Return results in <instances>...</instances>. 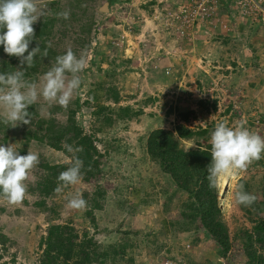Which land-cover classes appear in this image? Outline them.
Listing matches in <instances>:
<instances>
[{
  "label": "rangeland",
  "instance_id": "1",
  "mask_svg": "<svg viewBox=\"0 0 264 264\" xmlns=\"http://www.w3.org/2000/svg\"><path fill=\"white\" fill-rule=\"evenodd\" d=\"M50 1L42 0L40 5L46 8L45 15L49 12L47 3ZM114 7L116 11L101 16V21H95L93 26L87 24L91 42L87 52H84L86 67H89L88 61L95 59L100 63V70L92 64L89 71L81 74L83 84L73 97L78 100V107L75 109L71 102L67 109L58 105L49 109L42 99L38 100L30 106L31 123L11 127L5 146L13 144L19 150L21 141L25 139L22 132L42 134L43 121L50 120L55 127L65 122L68 111L75 110L74 119L83 132H93L100 139V142L94 143L102 154L99 162L101 178L98 181L106 188V198L101 209L93 210V222L78 223L73 216L81 210L67 206L68 198L76 191L68 190V195H64L67 194L64 190L55 198V201H62L59 219L51 217L50 224L69 226L79 238L86 231V235L100 243H122L121 250L110 249L106 264H139L141 260L148 262L142 244L144 242H141L143 233L152 234V230L159 229V218H163L168 221V234L162 236L167 244L176 243L180 247L179 251H186L190 257L196 253L213 264L225 256L208 248V243L202 240L205 234L200 229L177 231L169 223L182 218L179 214L180 205L186 199V194L176 190L156 163L148 158L144 152V140L153 128L173 129L180 121L176 117L175 108L193 111L187 121L183 122L189 129H205L200 136L180 139L185 149L191 148L194 142V147H204L210 143L211 132L222 121L229 126L245 122L250 130L264 136V41H259L260 37L264 38V28L257 22L245 23L240 32L232 27L225 30L218 25L212 26L208 20H204L197 23L191 35L185 34L177 39L161 29L158 14L162 13L164 6L150 9L149 17L142 21L135 18V14H127L130 12L129 6ZM227 7L226 4L220 6V13H227ZM79 15L76 12L74 18L68 19L69 24L63 36H49L48 40L56 42L55 49L65 52L68 48L79 47L77 37L83 36L80 26L86 23L85 17ZM129 16H134V19L129 20ZM117 22L122 23V29L113 26ZM226 33L228 39L221 40L226 37ZM162 42L166 49L161 48ZM167 49L169 53L165 51ZM105 54L118 57V63L114 64L115 70H111L113 64L101 62L100 57ZM165 54L170 56V62L165 60ZM127 55H133L132 62L130 57L128 63L121 59ZM48 62H52L51 58ZM46 71L36 74L31 80L39 82ZM89 89L93 97L88 94ZM113 92H116L117 99H113ZM198 100L206 103L200 105ZM125 106H129L131 111H137V114L122 115L118 107ZM169 107L171 111L167 112ZM104 116L110 118L108 124L102 123ZM97 125L102 126L103 131H95ZM29 141L24 154L18 151L20 155L35 151L39 153V158L44 156L49 162L68 160L65 154L49 148L43 141L38 142L33 137ZM261 161L264 162V158ZM37 169L30 174L27 184L34 178L36 171L40 172ZM263 175L264 170L258 162L239 174L222 176L223 180L219 178L217 201L229 236L237 235L242 228L250 230L248 216L257 217L244 213L236 204V180L250 178L259 181ZM133 181L143 186L148 195H143L141 191L137 200L132 199L131 202L126 199L128 192H123L122 187L128 190ZM141 198L147 202H141ZM32 199L28 193L22 204L13 205L0 198V231L15 242L8 243L5 252L1 251L0 263L30 264L39 255L48 219L43 218L32 206ZM130 210L132 213L128 212ZM124 230H135L137 233L135 236L124 234ZM175 232L176 236L172 237ZM161 234L155 232V239L160 238ZM193 237H201V241L193 245L189 242ZM130 240H133L132 247L128 245ZM163 249L159 246L155 258L150 260L151 264H169L168 259L164 258ZM177 253L171 254L176 256ZM130 255L133 256L132 260H128ZM194 258L197 259V256ZM199 262L195 264H203ZM240 262L243 264V261Z\"/></svg>",
  "mask_w": 264,
  "mask_h": 264
},
{
  "label": "trees",
  "instance_id": "2",
  "mask_svg": "<svg viewBox=\"0 0 264 264\" xmlns=\"http://www.w3.org/2000/svg\"><path fill=\"white\" fill-rule=\"evenodd\" d=\"M47 6V12L49 11L47 15H44L41 20L33 25L35 39L30 44L29 50L38 43L41 51L47 48L48 56L46 58L37 56L34 67L25 69L26 78L28 79H33L36 74L48 70L55 63V57L65 53L55 49V41L48 40L49 36L54 34L63 36L69 24L68 19L59 18L55 15L56 13L70 9L71 18H74L76 12L85 17V25L82 24L80 26L83 36L77 37L76 40L79 47L72 48L78 56L81 54L85 55L84 52H87V48L90 46V30H88L87 24L93 26L95 21H101L103 18L101 16L104 15L102 11L98 10L97 0H51L47 3ZM235 15L236 11L234 10L233 12H228V17L231 19ZM259 22L257 23L259 24ZM231 27L236 30L240 29V27L235 26L234 22L231 23ZM226 34V37L221 40L228 39V34ZM50 58L52 62H48ZM117 58L114 55L105 54L104 56L101 55L100 60L101 62L106 61L113 64L111 70H115L114 64L118 63ZM121 59L128 63L130 58L123 57ZM88 62L89 67H86L84 71H89L92 64L97 70H100L98 69L100 63L98 64L95 59H91ZM18 66V58L8 56L4 53L3 46L0 45V72L14 71ZM88 94H92L91 89H89ZM91 96L93 97V95ZM113 99H117L116 92H113ZM77 101L76 98L72 101L75 109L78 107ZM197 103L204 105L206 102L198 100ZM212 106L214 107V104ZM118 108L123 113L122 115L125 116L137 114V111H131L129 106ZM28 110L31 111L30 107ZM74 111L73 109L68 111L65 122L55 127L50 120L43 121L44 130L42 134H31L28 131L22 132L25 139L21 141V148L18 151L24 154L30 142L29 139L32 137L38 142L43 141L44 144L53 150L61 151L67 158H70L71 154L66 151L65 144L73 147H82L83 151L77 153V155L84 162L82 169L84 172L83 180L64 189L67 191V194L65 193L64 195H68V190L70 192L72 190L83 193L84 198L88 201V206L85 210H81L74 215L73 218H76L78 223H90L94 220L93 210L101 209L106 198V188L98 181L101 178L99 162L102 154L99 153L94 143L95 141L100 142V139L94 136L93 132L91 134L83 132L82 127L74 119ZM170 111L171 107L168 108L167 112ZM175 112L176 117L180 121L173 126V129L153 128L148 131L144 140V152L148 158L156 163L160 172L166 176L167 181L176 190L186 194V199L180 205L179 214L182 218L176 221H169V223L175 226L177 231H196L200 229L205 234L201 237L203 238L202 240L208 243V248L210 250L213 249L217 254H224L223 256H225H221V259L215 260L213 264H240V261H243V264H264V175L259 181H253L250 178H238L236 180V185L242 183L245 191L256 196V201L251 207L238 205L239 208L244 213L254 214L257 217L250 218L248 216V220L251 223L250 230L242 228L237 235L229 236L227 225L221 216V208L217 201V186L215 188L209 187L207 168L211 162L210 143L204 147L196 146L187 149L182 147L180 143V139H189L193 135L200 136L205 129L199 128L193 131L183 124L193 114L192 110L175 108ZM101 120L104 124L110 122V118H106V116L102 117ZM0 128L2 130L0 131V144L5 145L11 127L0 123ZM102 128V126L97 125L94 130L103 131ZM39 160L40 163L37 167L40 172L35 170L34 178L28 182V193L33 198L30 201L32 206L43 215V218L48 219V224L42 241L43 247L39 255L30 264H106V257L110 249L121 250L122 243H117V241L111 244L100 243L92 236L86 235V231H83L82 237L79 238L69 226L61 225L60 223L50 224L49 220L51 217L59 219V211H61L62 207V201H55V198L64 192L57 193L54 191L60 183L58 176L69 165L67 161L49 162L44 156H41ZM258 162L264 170V162L261 160L253 164ZM142 187L136 181H133L128 190L126 187L122 188L123 192H128L126 199L132 202V199L137 200L141 191H143V195H148V192ZM143 198H141V202H147ZM128 212L132 213V210ZM159 221L161 227L157 230H152V234L142 232L143 238L141 242H144L142 244L145 247V255L148 262L141 260L139 264H151L150 260L155 258L159 246L164 247L163 255L164 258L168 259L169 264H195L198 261L203 264L210 263L207 258L198 256L196 253L190 257L186 251H179L180 247L176 243L167 244L162 236L168 234V221L163 218H159ZM155 232L162 233L159 236L160 238L155 239ZM123 233H131L135 236L137 231L124 230ZM174 236H176V232L172 234V237ZM200 238L193 237L189 242L194 245V243L201 241ZM8 243L15 242L7 234L0 231V256L1 251L8 248ZM128 245L132 247L133 240H130ZM172 252H176L177 255H172ZM195 256H197V259L194 258ZM132 259L133 256L130 255L128 260ZM0 264H4V262Z\"/></svg>",
  "mask_w": 264,
  "mask_h": 264
},
{
  "label": "clouds",
  "instance_id": "3",
  "mask_svg": "<svg viewBox=\"0 0 264 264\" xmlns=\"http://www.w3.org/2000/svg\"><path fill=\"white\" fill-rule=\"evenodd\" d=\"M41 3L42 0H0V45L4 53L19 60V66L14 71L0 72V123L7 127L29 125L32 113L28 109L40 99L49 109L56 105L67 109L83 84L81 74L86 69L87 59L84 54L78 56L71 48L55 57V63L39 82L26 78L25 69L34 67L36 57L48 56L47 48L41 51L38 43L29 50L35 39L33 25L46 12ZM226 5V11L230 9L229 12H233L230 4ZM55 15L67 20L70 9ZM64 147L71 156L67 160L69 166L58 176L60 183L54 189L57 193L80 183L84 176V162L77 155L83 148L68 144ZM210 156L211 162L207 168L209 187L215 188L220 177L239 174L264 158V136L250 130L245 122L235 126L218 122L210 134ZM39 163V153L35 151L20 155L13 144H0V198L9 204H22L28 195L26 181ZM234 199L237 205L251 207L256 196L245 191L244 185L238 183ZM67 206L74 210H85L88 201L82 192L76 191L68 198Z\"/></svg>",
  "mask_w": 264,
  "mask_h": 264
},
{
  "label": "built area",
  "instance_id": "4",
  "mask_svg": "<svg viewBox=\"0 0 264 264\" xmlns=\"http://www.w3.org/2000/svg\"><path fill=\"white\" fill-rule=\"evenodd\" d=\"M171 1L172 3L164 6L162 13L158 15L162 31H166L169 36H176L177 39L191 35L197 23L204 20H208L212 26L218 25L225 30H229L232 22L236 27H241L245 23L252 24L260 21V26L264 28V0ZM225 4H230V8L236 11V16L232 19L228 17V12L220 13V6ZM133 19L134 16H129V20Z\"/></svg>",
  "mask_w": 264,
  "mask_h": 264
},
{
  "label": "crops",
  "instance_id": "5",
  "mask_svg": "<svg viewBox=\"0 0 264 264\" xmlns=\"http://www.w3.org/2000/svg\"><path fill=\"white\" fill-rule=\"evenodd\" d=\"M104 1L107 2V11L103 12L104 15H109L111 12H113L112 10H114V12H115L116 10L114 9L115 8L114 5L115 6L125 5V6H129V8H130L129 9L130 12L127 13V14H135L134 16H136L137 19H140V21H142V20L146 19L147 17H149L148 16V14H149L148 11L150 9L153 10L155 7H163V6L168 5L170 2L172 3L171 0L170 1L169 0H114V1L113 0H97L98 10H99L100 5ZM116 20H118V19H116ZM120 21H121V19H120ZM113 26H115V28L121 27V29H122V23H120V22L115 23ZM244 26L245 25L241 26L238 31L241 32L242 31L241 29H243ZM115 30H117V29H115ZM125 30H127V29H125ZM132 35H134V34H132ZM167 41H168V39H167ZM259 41L263 42L264 38L260 37ZM163 42L165 43V41H163ZM163 42L160 44L161 48L166 49L164 47V43ZM168 42H169V44L171 46V42L170 41H168ZM165 51L168 52V53L170 52L168 49L165 50ZM129 57L131 58V62H132L133 55H130V56L127 55V58H129ZM164 58H165L166 61H169V62L171 61L170 60L171 59L170 56H168L166 54L164 55Z\"/></svg>",
  "mask_w": 264,
  "mask_h": 264
},
{
  "label": "water",
  "instance_id": "6",
  "mask_svg": "<svg viewBox=\"0 0 264 264\" xmlns=\"http://www.w3.org/2000/svg\"><path fill=\"white\" fill-rule=\"evenodd\" d=\"M99 11H102V12H106L107 11V2L104 1L100 7H99Z\"/></svg>",
  "mask_w": 264,
  "mask_h": 264
},
{
  "label": "bare ground",
  "instance_id": "7",
  "mask_svg": "<svg viewBox=\"0 0 264 264\" xmlns=\"http://www.w3.org/2000/svg\"><path fill=\"white\" fill-rule=\"evenodd\" d=\"M221 179L223 180L224 178L222 177Z\"/></svg>",
  "mask_w": 264,
  "mask_h": 264
}]
</instances>
